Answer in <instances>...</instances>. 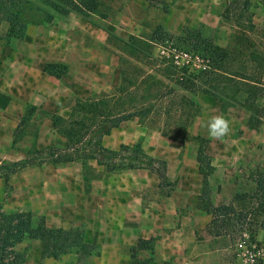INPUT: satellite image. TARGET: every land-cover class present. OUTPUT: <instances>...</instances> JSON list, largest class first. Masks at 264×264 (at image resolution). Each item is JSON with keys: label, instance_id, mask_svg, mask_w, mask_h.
<instances>
[{"label": "trees", "instance_id": "trees-1", "mask_svg": "<svg viewBox=\"0 0 264 264\" xmlns=\"http://www.w3.org/2000/svg\"><path fill=\"white\" fill-rule=\"evenodd\" d=\"M51 13H43L41 19L24 16L27 0H0V23L5 22L7 28L4 39L21 40L27 25L50 22L52 14L64 17L73 13L82 18L98 14L100 0H36ZM257 0H230L223 9L221 18L235 19L247 11L251 2ZM264 2V0H258ZM242 13V14H241ZM237 14V15H236ZM249 26V22H248ZM239 28V27H238ZM114 46L123 57L119 58V83L113 93L95 98L76 99L66 118L45 112L52 130L63 140L62 147H44L29 150L25 157L16 162L0 164V177L4 184L8 177L29 166H58L81 162V177L84 187L89 181L99 180L108 174L131 170H147L161 181L166 173V162L144 153L139 146L119 145L117 150H110L102 145V139L116 129L121 123L132 118L144 117L150 113L152 103L172 93L164 81L171 83L181 91L189 94L196 92L211 94L220 99L219 112L224 113L232 103L226 99L230 93L239 98L238 107L248 113L246 129L256 132L262 124L264 106V52L258 51L247 43L245 37H239L245 44L244 50L249 71L233 70L230 63L234 62L233 49L213 44L203 37L197 29L183 27L177 36L156 26L148 39L129 36L126 40L114 35ZM170 42V49L183 51L196 56L201 69L189 71L185 66H176L165 57H154L152 49L155 45L165 48ZM247 43V44H246ZM128 58L153 72L147 73L141 67L129 63ZM158 77H157V76ZM161 89V90H160ZM180 99L187 108L185 120L191 121L198 116L199 107L185 96ZM33 106H26L18 126L14 129L12 142L21 136V125L29 121L34 112ZM195 162L197 174L202 178L200 195L196 208L204 204L206 215L209 216V228L213 238H239L246 236V245L264 247V174L250 173L249 178L254 187L249 193H236L227 210H215L210 202V189L207 178L213 172L210 157L206 154L209 140L196 135ZM87 161V164L83 162ZM257 231H262L263 238L256 241ZM38 240L41 244V258L56 259L62 254L74 250L77 262L95 253V248L82 242V230L75 228L63 230L35 225L28 212H0V264H21L23 253L14 251L22 239ZM243 240V239H242ZM151 240H139L134 250L144 249ZM133 251V249H132ZM253 264H264V254L253 258Z\"/></svg>", "mask_w": 264, "mask_h": 264}, {"label": "rangeland", "instance_id": "rangeland-1", "mask_svg": "<svg viewBox=\"0 0 264 264\" xmlns=\"http://www.w3.org/2000/svg\"><path fill=\"white\" fill-rule=\"evenodd\" d=\"M25 5L24 16L35 19H41L43 13H51L47 8L36 0H27ZM229 0L221 2L220 8L213 13L211 12V19L206 24L193 25L196 19L191 22L190 29H197L201 35L209 39L213 44L225 48L228 52L230 50L239 51L234 54V62L230 63V68L233 70L249 71L250 65L247 62V54L244 50L245 44L242 43L239 37H245L247 43L253 45L258 51L264 52V2L253 1L242 16L235 19L230 15L228 19H222L221 15L224 6ZM101 7L99 12L103 13L111 23L118 22V18L125 16L128 21L133 23L142 22L143 26L140 30H135L134 35L139 38L148 39L155 26H152V20L159 19V14L163 11L160 7L152 12L148 18L147 9H143L142 5H138L136 1L124 0H100ZM125 3V4H124ZM128 4L125 9L123 5ZM106 6L110 9H105ZM144 10V11H143ZM213 11V10H212ZM193 11L188 13L191 14ZM52 25L58 24L62 20L56 14H52ZM237 15V14H236ZM69 16H75L70 13ZM77 16V15H76ZM220 16V18H217ZM93 24L97 25L96 18H91ZM126 21V20H125ZM249 22V26H248ZM111 28L108 25L99 23V27L106 30ZM239 27V28H238ZM7 28L5 22L0 23V39L4 40V34ZM109 31V30H107ZM181 31V30H180ZM179 32L169 33L177 36ZM68 41L72 43L75 48L83 41L81 35L77 31L68 32ZM92 47L100 46L103 52L100 56L92 55L86 58L85 69L77 67L72 63L71 69L75 72L83 74L85 79H91L95 82V78L99 76L100 84L103 85V90L93 93L86 98H95L104 94L113 93L114 88L119 83V67L127 69L128 66L120 65L119 58L123 57L121 53L114 46V40L108 36L104 41L93 44ZM6 44L12 41H6ZM67 42V40H66ZM68 43V42H67ZM246 43V44H247ZM155 45L152 49V55L156 58L165 57L170 63L177 62L176 66H185L189 71H197L201 69L200 61L196 56H192L187 52L170 49V42ZM74 55V59L78 60V55ZM126 59L129 63L143 68L147 73L153 74L148 68L135 63L134 61ZM81 61V59H79ZM89 72L91 75H89ZM157 76V75H156ZM158 77V76H157ZM262 82L264 83V73L262 74ZM261 78V79H262ZM97 81V80H96ZM168 87L173 89L172 93L163 98L156 99L152 103V109L149 114L140 118H132L126 122L121 123L115 130H112L108 136L102 139L103 147L110 150H117L119 145L133 146L139 144L142 151L149 156L161 158L166 162V170L164 178L160 181L157 187H147L141 191L142 204L146 205L148 202L160 203L166 196L179 195L182 191L187 192L189 196L196 197L200 195L199 178L196 174L195 150L196 141L193 134L192 123L197 117L191 121L185 120V113L187 108L182 105L180 96H185L188 100L194 101L198 105V98L206 95L205 93L196 92L189 94L181 91L171 83L164 81ZM161 90V89H160ZM205 97V96H204ZM226 99L232 103V106L227 108V112H219L220 99L214 96V101L205 103L207 109L215 111V115L223 114L231 125L230 133L222 140L213 141L212 146L206 147V154L210 153L213 157V164L218 167V172L212 179V187L210 189V202L215 210H227L231 205L232 197L236 193H249L253 190V183L249 178L250 173L264 174V114L262 116V124L259 129L254 132L246 129L245 123L248 113L239 108L237 103L239 98L230 93ZM205 102V101H204ZM217 104V108L216 105ZM264 106V99L261 100ZM199 106V105H198ZM45 112L35 108L26 124L21 125V136L15 142H12V133L15 128L7 130L5 135L0 137V147H6L5 154L0 157V164L16 162L24 158L29 150L42 149L44 147H62L63 140L52 130L51 124L44 114ZM218 113V114H217ZM227 113V114H226ZM4 114L0 109V116ZM200 114V109L198 115ZM21 118V117H20ZM8 140H5L4 137ZM8 141V142H7ZM144 147V148H143ZM209 150V152H208ZM149 153H152L150 155ZM87 164V161L83 162ZM122 173H130L136 176V170L123 171ZM115 174V173H114ZM115 174V175H119ZM110 174L99 180H105ZM147 179H154L155 175L150 176L147 172ZM11 176H14L11 178ZM135 179V177H133ZM78 179L82 181L81 177V162L70 164L50 166L42 165L40 167L29 166L21 169L13 175L8 177V181L4 184L0 177V212H28L31 215V202L39 201L38 205L47 207H54L57 197L63 196V191H59L60 184ZM142 179H145L142 177ZM90 182L88 188L84 186V192L89 193ZM83 184V183H82ZM214 188V189H213ZM49 201V203H48ZM190 210V205H188ZM52 212V211H51ZM190 213V214H189ZM209 220L206 215L204 204L201 208H193L185 215L184 220L181 221L183 227L187 229L188 237L194 241L190 244V249L186 248L188 254L187 259H193L194 263H217V264H243L245 254H242L236 244L238 241L244 239L239 238H225L216 239L210 238V234L206 232L205 224ZM35 225L39 222H34ZM28 244V243H27ZM26 244V245H27ZM196 244L195 250L192 252V247ZM255 257L264 254V247L255 246L250 247ZM210 250L212 254L203 256L202 253ZM190 260H188L189 262Z\"/></svg>", "mask_w": 264, "mask_h": 264}, {"label": "crops", "instance_id": "crops-1", "mask_svg": "<svg viewBox=\"0 0 264 264\" xmlns=\"http://www.w3.org/2000/svg\"><path fill=\"white\" fill-rule=\"evenodd\" d=\"M124 1L127 3V0ZM130 1H136L144 10L147 9L148 18L157 10L156 7H160L163 11L159 14V19L152 20L151 25L160 26L167 33H174L196 23H208L213 17L211 12L220 8L221 2L225 0H128ZM100 7L101 2L99 10ZM126 7L128 4L123 5L124 9ZM105 9L109 8L106 6ZM190 11L193 12L188 15ZM69 15L61 17V25H52L53 19L46 23L29 24L23 38L9 40L12 41L10 44H6L5 39H0V109L4 113L0 116V137L7 130L15 128L28 105L66 118L76 99H86L91 94L102 91L104 87L99 82L100 75L92 82L91 79L84 78V73L79 74L71 69L72 63L85 69L86 58L101 55L103 49L100 46L92 47L89 39H92L93 44L100 43L110 34L126 40L129 36L136 37L134 31L143 26L142 22H130L125 16L119 17L118 22L111 23L102 12L85 19ZM92 17L111 28L106 26L105 30L99 27V23L93 24ZM193 19L196 20L191 25ZM73 31H77L87 43L83 44L80 40L75 48L68 41V35L66 36ZM75 53L78 60L74 59ZM205 94V97L197 99L200 114L192 127L194 135L207 138L208 146H212L214 139L209 137L205 125L215 116V111L207 109L205 103L214 101V96ZM215 106L217 108V104ZM4 139L8 140L7 137ZM4 150L6 147H0V157L5 154ZM208 154L213 166V172L207 178L211 188L218 167L213 164L212 155ZM136 171V176L115 173L119 175L110 174L105 180L91 181L89 193L84 192V184L78 179L60 184L58 189L64 192L63 196L57 197L50 210L38 205L39 201L31 202L34 205L30 210L33 223L36 221L46 228L63 230L80 228L82 242L94 247L95 253L87 256L82 263L77 262L74 250L56 259L41 258L40 242L24 237L13 249L23 253L21 264H211L194 263V258H186V248L190 249L188 243L194 241L187 236V229L181 221L188 211L196 208L198 196L196 199L182 191L179 195L166 196L158 204L148 202L143 205L140 194L142 189L157 187L160 181L156 177L155 180L147 179V172L150 176L154 175L147 170ZM195 171L197 174L196 168ZM197 176L200 177L198 174ZM201 182L200 177L199 187ZM208 223L209 220L205 224L206 232L213 238ZM262 238V231H257L256 241L260 242ZM139 240L151 242L144 249L134 250ZM195 248L196 244L191 251ZM212 252L207 250L202 255L208 256Z\"/></svg>", "mask_w": 264, "mask_h": 264}, {"label": "clouds", "instance_id": "clouds-1", "mask_svg": "<svg viewBox=\"0 0 264 264\" xmlns=\"http://www.w3.org/2000/svg\"><path fill=\"white\" fill-rule=\"evenodd\" d=\"M205 126L209 137L215 140H222L231 131L230 121L223 114L212 116Z\"/></svg>", "mask_w": 264, "mask_h": 264}, {"label": "built area", "instance_id": "built-area-1", "mask_svg": "<svg viewBox=\"0 0 264 264\" xmlns=\"http://www.w3.org/2000/svg\"><path fill=\"white\" fill-rule=\"evenodd\" d=\"M174 64H177V62H174ZM245 237V235H243V238ZM236 247L239 248V250L241 251L242 254H245L244 257H246L243 260V264H253V258H255V255H253L252 253V249H250V247H255V245H246V243L243 240H240L237 242Z\"/></svg>", "mask_w": 264, "mask_h": 264}]
</instances>
